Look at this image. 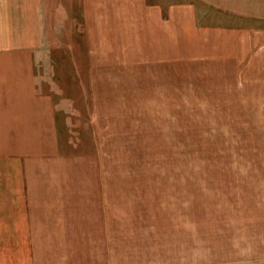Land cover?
Listing matches in <instances>:
<instances>
[{"label":"rangeland","instance_id":"1","mask_svg":"<svg viewBox=\"0 0 264 264\" xmlns=\"http://www.w3.org/2000/svg\"><path fill=\"white\" fill-rule=\"evenodd\" d=\"M44 24L85 172L42 254L0 264H264V0H47Z\"/></svg>","mask_w":264,"mask_h":264},{"label":"crops","instance_id":"2","mask_svg":"<svg viewBox=\"0 0 264 264\" xmlns=\"http://www.w3.org/2000/svg\"><path fill=\"white\" fill-rule=\"evenodd\" d=\"M46 1L0 0V256H10L11 240L34 241L42 254L52 238L45 225L70 199L74 172H85L69 167L75 152L60 124L58 43L44 54Z\"/></svg>","mask_w":264,"mask_h":264}]
</instances>
